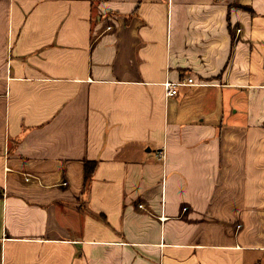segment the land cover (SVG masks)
<instances>
[{
	"label": "crops",
	"instance_id": "crops-1",
	"mask_svg": "<svg viewBox=\"0 0 264 264\" xmlns=\"http://www.w3.org/2000/svg\"><path fill=\"white\" fill-rule=\"evenodd\" d=\"M0 264H264V0H0Z\"/></svg>",
	"mask_w": 264,
	"mask_h": 264
},
{
	"label": "built area",
	"instance_id": "built-area-1",
	"mask_svg": "<svg viewBox=\"0 0 264 264\" xmlns=\"http://www.w3.org/2000/svg\"><path fill=\"white\" fill-rule=\"evenodd\" d=\"M196 85H199V84L196 83L194 78H187L179 82H173V81L167 80V82H165L164 84L166 97L175 98L179 95V90L181 87L196 86Z\"/></svg>",
	"mask_w": 264,
	"mask_h": 264
},
{
	"label": "trees",
	"instance_id": "trees-1",
	"mask_svg": "<svg viewBox=\"0 0 264 264\" xmlns=\"http://www.w3.org/2000/svg\"><path fill=\"white\" fill-rule=\"evenodd\" d=\"M97 168L96 163H87L85 167V189H88Z\"/></svg>",
	"mask_w": 264,
	"mask_h": 264
}]
</instances>
